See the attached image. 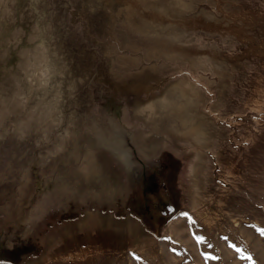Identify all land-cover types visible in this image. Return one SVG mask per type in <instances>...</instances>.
<instances>
[{"label":"rangeland","instance_id":"1","mask_svg":"<svg viewBox=\"0 0 264 264\" xmlns=\"http://www.w3.org/2000/svg\"><path fill=\"white\" fill-rule=\"evenodd\" d=\"M262 230L264 0H0V264H264Z\"/></svg>","mask_w":264,"mask_h":264},{"label":"bare ground","instance_id":"2","mask_svg":"<svg viewBox=\"0 0 264 264\" xmlns=\"http://www.w3.org/2000/svg\"><path fill=\"white\" fill-rule=\"evenodd\" d=\"M50 75V74H49ZM49 75H48V77H49ZM46 76H47V74H46ZM49 78H47V77H45V78H40V79H38L39 81V85H41L43 82H46L47 80H48ZM195 120V119H194ZM193 120V121H194ZM196 125V124H195ZM197 127V129H198V126H196ZM196 127H194L195 128V130H197L196 129ZM193 130V129H192ZM118 155V154H117ZM255 171V170H254ZM255 174V173H254ZM241 200V199H240ZM230 203V202H229ZM240 204H243V203H240ZM230 205V204H229ZM234 206V205H233ZM232 207V206H231ZM244 207V206H243ZM231 210V209H230ZM238 211H239V208H238ZM235 212V211H234ZM229 213V212H228ZM180 220V219H179ZM178 220V225L180 226L181 225V222H182V220H181V222ZM173 228V227H172ZM178 229V228H177ZM190 229V228H189ZM173 232H174V230H172ZM177 234V233H176ZM175 234V235H176ZM180 237V236H179Z\"/></svg>","mask_w":264,"mask_h":264},{"label":"snow or ice","instance_id":"3","mask_svg":"<svg viewBox=\"0 0 264 264\" xmlns=\"http://www.w3.org/2000/svg\"><path fill=\"white\" fill-rule=\"evenodd\" d=\"M186 215V214H185ZM261 234H264V230H262V233ZM225 239H227V237H225ZM232 247H235V245H232ZM247 259H249V260H251L252 259V257L251 256H248V257H246ZM253 264H254V262H253Z\"/></svg>","mask_w":264,"mask_h":264}]
</instances>
